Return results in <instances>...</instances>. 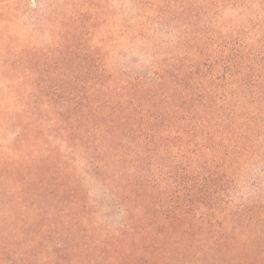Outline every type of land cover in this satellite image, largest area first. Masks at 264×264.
<instances>
[{
  "label": "trees",
  "instance_id": "1",
  "mask_svg": "<svg viewBox=\"0 0 264 264\" xmlns=\"http://www.w3.org/2000/svg\"><path fill=\"white\" fill-rule=\"evenodd\" d=\"M91 1L0 43V264H264V236H205L264 157V0Z\"/></svg>",
  "mask_w": 264,
  "mask_h": 264
},
{
  "label": "rangeland",
  "instance_id": "2",
  "mask_svg": "<svg viewBox=\"0 0 264 264\" xmlns=\"http://www.w3.org/2000/svg\"><path fill=\"white\" fill-rule=\"evenodd\" d=\"M69 0H0V43L11 44L10 49L26 45L45 46L52 37V16L55 10L60 11L64 4ZM72 3L74 0H70ZM97 9V0H92ZM94 7V8H95ZM109 8L113 11L117 20H122L130 9L128 0H111ZM4 17V18H3ZM5 19V20H4ZM9 37L12 40L10 41ZM120 50H116V58L119 64L130 67H139L148 58V54L142 51L141 45L124 48V44H118ZM120 54V55H118ZM3 56L0 55V97L8 101L7 93L2 87L9 80V73L3 66ZM129 67V68H130ZM0 142L5 144V150L10 152V144L15 139L16 130L1 128ZM263 138V137H262ZM264 143V140H261ZM261 156L254 161V170H251L252 160L245 162L242 166V174H239V180L229 194L233 202L229 205H220L215 210L213 227L206 228L205 236H224L237 237L241 236H264V222H258L251 218V215L259 213L264 209V157ZM93 193L97 196V184L90 182ZM245 205L246 216H239V212L229 216L230 212L238 211L239 206ZM205 213H210L208 208L203 209ZM243 211V208H242ZM232 217H235L232 220ZM105 219L116 220L105 217ZM104 220V219H103ZM250 221V222H249ZM264 246V239L261 242Z\"/></svg>",
  "mask_w": 264,
  "mask_h": 264
}]
</instances>
